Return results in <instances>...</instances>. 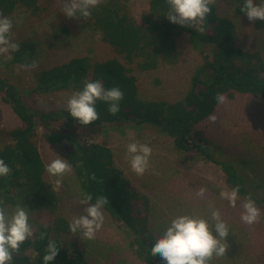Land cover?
Segmentation results:
<instances>
[{
  "label": "rangeland",
  "instance_id": "1",
  "mask_svg": "<svg viewBox=\"0 0 264 264\" xmlns=\"http://www.w3.org/2000/svg\"><path fill=\"white\" fill-rule=\"evenodd\" d=\"M38 5L42 8L38 13L19 4L9 15L14 21L23 18L22 23H14V41H30L36 46L34 50L28 49L30 53L23 63H13V53L7 57L0 56V62L4 64L2 74L27 93L25 99L31 107L40 111L67 110V100L76 90L32 91L37 85L39 71L65 64L75 57L102 62L117 58L118 53L112 44L103 40L102 32L88 18L66 17L60 11L63 0H38ZM128 5L133 17L140 20L142 13L148 9L149 0H128ZM237 6L232 0H217L215 4L218 15L228 16L237 23L234 48L259 52L264 59V24L260 26L257 20L250 21L246 13L237 11ZM175 46L179 54L176 62L160 60L155 68L150 69H141L138 58L127 61L118 56L128 67L129 75L135 76L140 99L173 103L181 100L192 87L193 76L203 65L204 56L192 45L188 33L176 37ZM208 53L210 55L211 51ZM33 63L36 67H23ZM224 95L227 103H218L212 114L217 117L216 122L212 123L209 117L204 119L195 125L193 134L196 137L199 133L207 139L206 149L215 158L232 163L236 161L242 172L260 185L259 190L253 189L251 193L258 198L264 197V99L237 91ZM22 125V120L0 92V148L14 143L12 131ZM54 126L62 131L78 132L89 143L114 147L115 164L121 170L123 179L149 199V206L145 207L148 209L141 210L143 215H147L145 226L141 227L143 231L139 233L141 237L150 234L157 240L170 221L179 215L194 214L210 220L211 212L218 210L230 230L226 238L229 247L225 256H214L211 264H264V206L256 203L261 209L257 223L251 226L244 224L240 215L247 196L239 193L237 206L232 208L222 195L233 188L227 181L226 173L220 165L208 160L204 153L197 149L179 150L173 137L160 132L159 127L135 120L88 127L77 122L69 124L64 119ZM48 131L38 124L33 137L45 164L56 159V155L68 160L64 146L69 143L68 139L52 144L46 139ZM132 142L152 148L150 167L142 176L136 175L129 164L127 145ZM72 169V173L62 178L45 173L46 181L57 196L56 206L53 201L46 203L37 196L28 205L22 206L29 209V223L34 236L40 226L54 225L58 218L69 226L74 217L83 215V209L91 205L78 203L84 191L73 166ZM20 185L23 189V182ZM201 188L206 191L203 196H197ZM2 206L9 213L16 208L11 204ZM102 211L104 224L95 239L82 240L79 233L73 235L69 228L60 233L53 230L51 235L62 244H67L70 256L74 254L75 247L84 251L90 264H147L136 256L130 245L131 226L113 220L104 208ZM213 235H216L214 228ZM28 253L34 255L35 251L30 248Z\"/></svg>",
  "mask_w": 264,
  "mask_h": 264
},
{
  "label": "trees",
  "instance_id": "2",
  "mask_svg": "<svg viewBox=\"0 0 264 264\" xmlns=\"http://www.w3.org/2000/svg\"><path fill=\"white\" fill-rule=\"evenodd\" d=\"M232 2L234 5L238 4L237 11L243 13L240 8L244 0ZM19 4L35 13L42 10L38 0H0V12L9 16ZM167 7L166 0H149L148 9L142 13L139 20L133 17L128 0H103L92 9L88 20L102 32L103 40L113 45L118 53L117 58L90 62L85 57H75L65 64L43 69L39 71L37 85L32 91H80L86 80H99L106 89L119 87L124 97L120 101L118 114H109V105L97 101L99 120L87 125L88 127L129 120L157 126L160 132L173 137L177 149H197L204 153L208 160L221 166L232 187L239 185L240 194L250 196L258 205L264 206V197L258 198L251 193L253 189L259 190L260 185L250 180L236 161L232 163L215 158L213 153L206 149L207 139L199 133H196V137L193 134L195 125L214 113L218 104L215 99L218 92L251 93L264 99V59L259 52L250 53L234 48L237 23L228 16L218 15L215 5L211 6L212 11L206 18L203 33L193 27L169 22L165 16ZM256 23L261 26L264 21L257 20ZM182 33L190 35L192 45L204 56L203 65L193 76L192 87L181 100L173 103L140 99L135 76L129 75L128 67L118 56L127 61L138 58L141 69L155 68L160 60L176 62L179 54L175 39ZM18 43L20 50L13 53V63L25 62L30 53L28 49L34 50L36 46V43L30 41ZM3 69L4 64L0 62V92L20 117L23 125L13 129L14 143L0 148V159L11 169L10 175L0 177L2 205L26 206L37 196L46 203L53 201L56 206L57 196L45 179L46 164L33 141L37 125L42 124L49 130L46 139L50 143L68 139L69 143L64 144L69 155L68 161L74 167L83 191L93 196L90 204H94L98 196L105 195L109 204L103 208L112 219L131 226L133 234L130 245L134 248L136 256L147 264H166L158 254L155 257L151 255V248L156 239L150 234L145 237L139 234L147 220V215H143L141 210L148 209L145 207L149 206V199L123 179L121 170L115 165L112 149L106 144L89 143L78 132L56 128L54 125L64 119L69 124L80 123L72 118L67 110L40 111L31 107L25 99L27 93L5 79ZM93 174L96 179L91 178ZM22 182L24 186L20 189ZM46 225V228L44 225L40 226L33 238L21 244L19 252L14 253L12 264H44L43 256L46 254L49 240L55 241L60 248L50 264H90L84 251L75 247L74 254L70 256L67 244H62L58 238L52 237L53 230L60 233L68 229V223L58 218L54 225ZM41 233H46L43 240L39 239ZM30 248L35 251L34 255L28 253Z\"/></svg>",
  "mask_w": 264,
  "mask_h": 264
},
{
  "label": "clouds",
  "instance_id": "3",
  "mask_svg": "<svg viewBox=\"0 0 264 264\" xmlns=\"http://www.w3.org/2000/svg\"><path fill=\"white\" fill-rule=\"evenodd\" d=\"M103 0H63L61 10L66 17L76 18L78 15L85 20L92 15V9L100 5ZM217 0H166L167 20L171 23L184 27H193L195 30L204 32V25L207 16L211 13L213 5ZM241 12L246 13L250 21H264V0H244ZM23 22V18L6 16L0 12V56L7 57L10 53L20 50L19 43L13 39L14 23ZM25 68L36 67V64L23 65ZM124 93L119 87L106 89L103 84L97 81L84 82L80 91L74 92L67 100V112L81 125L87 126L99 120L96 110L97 101L109 105L108 112L116 115L120 111V101ZM216 101L219 104L227 103L223 93H216ZM215 123L217 117H209ZM128 160L131 170L138 176H142L150 167L152 148L147 144L132 142L127 145ZM57 158L46 165V172L53 177H63L72 173L73 169L68 160L56 155ZM11 169L3 159H0V177L10 175ZM92 179H96L95 174ZM60 181L58 180L57 183ZM205 189L201 188L197 196H203ZM240 186L236 185L230 192L222 193L230 206L235 208L239 199ZM93 196L89 193H82L78 201L80 205H89ZM109 204L105 195L98 196L94 204L83 209L84 214L74 217L68 228L75 235L79 233L81 239H95L96 233L104 224V205ZM243 211L240 219L249 226L257 223L260 219L261 209L249 196L242 204ZM46 228L47 225L45 224ZM213 228L216 235H213ZM33 228L29 223V209L16 206L15 210L9 213L2 202H0V264H12L14 253H18L21 244L33 236ZM230 230L227 223L222 219L218 210L211 212L210 220L199 215L184 214L173 218L163 234L156 240L151 248L152 257H161L166 264H211L213 257L225 256L229 245L226 238ZM46 233H41L39 239L43 240ZM60 248L53 240H49L46 247V254L43 256L44 264H50L58 255Z\"/></svg>",
  "mask_w": 264,
  "mask_h": 264
},
{
  "label": "crops",
  "instance_id": "4",
  "mask_svg": "<svg viewBox=\"0 0 264 264\" xmlns=\"http://www.w3.org/2000/svg\"><path fill=\"white\" fill-rule=\"evenodd\" d=\"M117 57V56H116ZM111 148V147H110ZM112 149V148H111ZM112 152H113V155H114V161L116 160V155H115V153H114V147H113V149H112ZM116 165V164H115Z\"/></svg>",
  "mask_w": 264,
  "mask_h": 264
}]
</instances>
